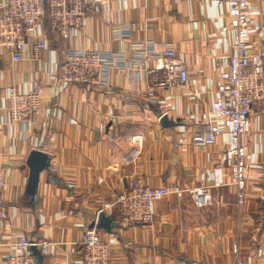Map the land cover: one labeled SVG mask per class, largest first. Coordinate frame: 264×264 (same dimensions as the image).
<instances>
[{
  "label": "crops",
  "instance_id": "0c3cea01",
  "mask_svg": "<svg viewBox=\"0 0 264 264\" xmlns=\"http://www.w3.org/2000/svg\"><path fill=\"white\" fill-rule=\"evenodd\" d=\"M85 2L101 10L90 12L69 40L43 21L36 33L48 38L49 50L36 54L26 37V59L15 62L0 48V191L8 208L0 221V264L10 241L21 236L52 243L49 255H35L36 264H81L88 227L111 244L113 264H264V115L253 108L243 137L248 195L241 202L225 160L227 133L214 146L198 148L191 139V121L210 110L219 72L233 54L226 0ZM249 5L258 39L264 35V0ZM162 42L174 45L190 81L158 90V103H152L144 92L161 71L156 63L150 64L153 72L144 69L134 58L135 46L157 50ZM68 47L121 52L126 68L110 71L107 89L62 85L57 71ZM35 77L43 84L40 111L12 122L9 87L29 91ZM162 113L172 124L160 123ZM133 135L142 136L143 145L126 163L123 158L135 150ZM218 166L226 183L213 186ZM135 176L154 187L209 188L211 201L198 207L190 194H171L156 203L151 225L122 224L114 203ZM100 214L110 219L107 227L97 226Z\"/></svg>",
  "mask_w": 264,
  "mask_h": 264
},
{
  "label": "built area",
  "instance_id": "2783aa9c",
  "mask_svg": "<svg viewBox=\"0 0 264 264\" xmlns=\"http://www.w3.org/2000/svg\"><path fill=\"white\" fill-rule=\"evenodd\" d=\"M101 1V0H98ZM250 0H226L231 25L235 29L232 41L233 54L228 63L219 72V82L214 92V101L210 110L201 114L199 120L191 121V139L198 147L214 146L218 137L226 132L228 147L225 160L231 174L230 184L234 186L238 200L243 201L247 193V149L243 137L250 132V115L253 108H259L264 115V35L254 38L258 28L250 22ZM49 11L51 31L63 40H69L73 31L81 29L90 12L98 13L100 4L88 6L85 0H0V48L9 53L15 62L24 61L31 39L33 51L39 54L49 50V40L45 35H37ZM258 34V33H257ZM121 37H124L119 34ZM257 50H253V46ZM160 49L150 44L136 45L134 58L144 69L150 70V64L156 63L161 75L153 78L144 92L152 103H158V90L171 87H184L190 81L189 71L184 61L177 58L172 43L162 42ZM125 56L121 52H103L89 48H66L57 71L58 83L77 84L82 87L97 86L107 89L110 71L126 68ZM148 65V66H147ZM127 67H130L129 65ZM150 71H154L151 69ZM43 84L34 78L29 91H18L10 86L7 93V111L12 122L31 120L40 111ZM164 115L162 113L161 116ZM101 132L105 125L100 124ZM132 145L135 150L123 160L128 163L132 156L138 155L143 145V137L133 135ZM51 169L58 167L52 163ZM224 168H214L213 186H221L224 180ZM5 178H0V186ZM175 194L183 197L190 194L198 207L210 203L209 188L182 187L180 185L151 186L143 178L135 176L117 198L114 208L121 223H141L151 225L155 219V205L164 197ZM7 202L0 191V221L8 215ZM52 243L45 239L31 240L26 236L14 238L8 244L9 252L2 264H36L33 247L42 255L51 253ZM237 251V249H236ZM113 249L96 228H86L82 242L81 264H113ZM236 264H247L239 259Z\"/></svg>",
  "mask_w": 264,
  "mask_h": 264
},
{
  "label": "water",
  "instance_id": "95a60500",
  "mask_svg": "<svg viewBox=\"0 0 264 264\" xmlns=\"http://www.w3.org/2000/svg\"><path fill=\"white\" fill-rule=\"evenodd\" d=\"M173 121H170L167 117V115H162L161 118H160V123L164 126H168L170 124H172ZM110 223V219L105 216L104 214H100L99 217H98V223H97V226H104V227H107ZM95 223H93L92 226H94ZM33 251L35 253V255L38 256L39 260L41 259L42 257V253L40 252V250H38L37 247H33ZM38 260V261H39Z\"/></svg>",
  "mask_w": 264,
  "mask_h": 264
},
{
  "label": "trees",
  "instance_id": "16d2710c",
  "mask_svg": "<svg viewBox=\"0 0 264 264\" xmlns=\"http://www.w3.org/2000/svg\"><path fill=\"white\" fill-rule=\"evenodd\" d=\"M43 21L49 23V25H50V17H49V11H48V9H47L46 17L44 18Z\"/></svg>",
  "mask_w": 264,
  "mask_h": 264
}]
</instances>
